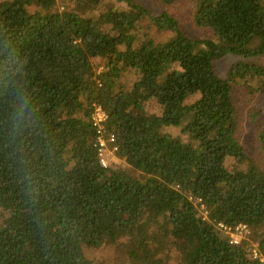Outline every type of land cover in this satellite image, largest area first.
<instances>
[{
    "label": "trees",
    "instance_id": "1",
    "mask_svg": "<svg viewBox=\"0 0 264 264\" xmlns=\"http://www.w3.org/2000/svg\"><path fill=\"white\" fill-rule=\"evenodd\" d=\"M114 1L0 0V264H98L83 248L103 243L135 264H172V252L173 264H264V169L238 139L233 98L238 78L264 92V0H189L204 39L166 10ZM146 14L174 37L138 42ZM229 54L240 61L224 78L215 62ZM94 59L108 69L95 75ZM128 68L130 91L114 86ZM151 100L161 114L144 111ZM95 106L115 135L106 167ZM180 124L196 145L165 130ZM219 223L249 227L263 260Z\"/></svg>",
    "mask_w": 264,
    "mask_h": 264
},
{
    "label": "rangeland",
    "instance_id": "2",
    "mask_svg": "<svg viewBox=\"0 0 264 264\" xmlns=\"http://www.w3.org/2000/svg\"><path fill=\"white\" fill-rule=\"evenodd\" d=\"M136 3L142 5L150 13L158 14L163 10L169 12L170 16L177 21L181 30L189 36L198 39L213 38L214 35L206 28L195 26L189 0H178L171 5H164L159 0H134ZM116 4L114 0H103V6H113ZM124 5V3H123ZM66 6H73V0H58L56 3V9L63 10ZM125 7V6H123ZM174 31L170 29H160L156 26L154 21L146 14L140 21L137 31L138 42L143 40L152 39L156 43H163L174 37ZM256 62L264 65V57L254 59ZM240 58L235 55H225L220 57L215 62L216 72L226 78L229 77V72L233 64L238 63ZM106 63L100 59L93 60L92 71L95 75L106 71ZM137 72L134 69L128 68L120 71L115 80V87L122 88L123 90L130 91L136 80ZM245 80V81H244ZM259 82L257 80H246L238 78L233 89V98L236 103L239 112V128L238 139L242 145L246 148L250 157L264 169V143L261 141L260 133L264 129V92L258 90ZM196 98V95H190L186 99V103H191ZM148 114H161L162 107L154 100H151L144 110ZM167 132L173 135H180L184 141L196 145L195 139L190 140L189 135L182 132V124L178 126H168L165 128ZM116 159V158H113ZM118 162L117 160H114ZM114 162V163H116ZM120 163V162H118ZM125 164V163H124ZM130 173L137 175L139 172L131 171ZM195 206L200 215L207 216V208L204 203L199 200L194 201ZM219 227L229 235L230 240L237 239L238 243L247 242L251 245V254L253 258H256L254 251L258 253L257 240H255L252 230L249 227H245L239 231L233 230L228 232L224 230L220 225ZM85 256L98 263V264H135L126 254L117 250L116 245L112 243H103L96 248L84 247ZM173 256L170 258V263L176 262L177 253L172 252ZM259 255V253H258ZM260 256V255H259Z\"/></svg>",
    "mask_w": 264,
    "mask_h": 264
},
{
    "label": "built area",
    "instance_id": "3",
    "mask_svg": "<svg viewBox=\"0 0 264 264\" xmlns=\"http://www.w3.org/2000/svg\"><path fill=\"white\" fill-rule=\"evenodd\" d=\"M106 118L107 115L105 110L101 106H95L91 114V121L96 131L99 161L104 167H106L110 163V160L116 158L115 135L108 131L106 126H104ZM120 160L125 162L126 158L124 157ZM219 225L228 232H232L233 230L239 231L246 227V225L244 224H239L234 228L227 227L221 223H219ZM230 242L234 244L238 243L237 239H232L230 240ZM254 255L256 256V258L263 260V258L259 256L256 251H254Z\"/></svg>",
    "mask_w": 264,
    "mask_h": 264
}]
</instances>
